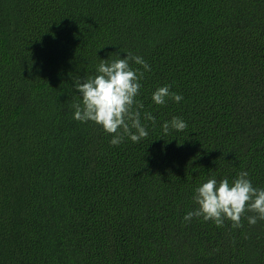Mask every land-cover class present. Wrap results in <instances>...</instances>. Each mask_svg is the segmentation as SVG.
<instances>
[{
	"label": "trees",
	"instance_id": "1",
	"mask_svg": "<svg viewBox=\"0 0 264 264\" xmlns=\"http://www.w3.org/2000/svg\"><path fill=\"white\" fill-rule=\"evenodd\" d=\"M125 52L149 134L114 146L74 82ZM164 85L182 101L152 103ZM242 171L264 188V0H0V264H264L254 212L183 220Z\"/></svg>",
	"mask_w": 264,
	"mask_h": 264
},
{
	"label": "clouds",
	"instance_id": "2",
	"mask_svg": "<svg viewBox=\"0 0 264 264\" xmlns=\"http://www.w3.org/2000/svg\"><path fill=\"white\" fill-rule=\"evenodd\" d=\"M100 60L95 75L74 82L76 98L72 118L99 125L111 135V145H119L125 137L137 143L149 134L141 120L144 105L136 98L142 87L143 73L151 70L150 65L143 57L129 52H125L123 58L118 55L115 60ZM132 64L140 68H133ZM168 98L177 103L183 99L180 94L171 92L168 85L157 87L151 94V101L157 106L165 105ZM143 115L145 120L155 123L156 118L151 113ZM161 128L164 134L171 130L180 132L187 128V123L181 117H173ZM192 199L196 207L184 215L185 222L196 217L211 220L220 227L228 220L232 227L238 228L246 211L255 213L247 217L249 225L264 220V188L253 187L246 171L240 172L231 183L226 177L219 180L209 177L193 189Z\"/></svg>",
	"mask_w": 264,
	"mask_h": 264
}]
</instances>
